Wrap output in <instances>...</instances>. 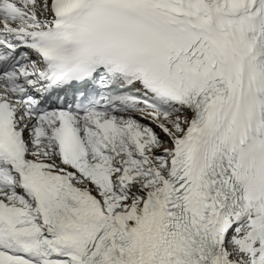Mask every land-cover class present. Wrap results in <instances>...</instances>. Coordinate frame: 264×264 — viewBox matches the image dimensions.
I'll return each instance as SVG.
<instances>
[{
    "label": "snow or ice",
    "instance_id": "obj_1",
    "mask_svg": "<svg viewBox=\"0 0 264 264\" xmlns=\"http://www.w3.org/2000/svg\"><path fill=\"white\" fill-rule=\"evenodd\" d=\"M0 264H264V0H0Z\"/></svg>",
    "mask_w": 264,
    "mask_h": 264
}]
</instances>
